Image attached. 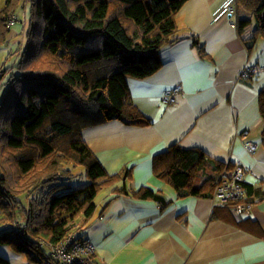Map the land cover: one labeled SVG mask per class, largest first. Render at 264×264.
Instances as JSON below:
<instances>
[{
  "label": "trees",
  "instance_id": "obj_1",
  "mask_svg": "<svg viewBox=\"0 0 264 264\" xmlns=\"http://www.w3.org/2000/svg\"><path fill=\"white\" fill-rule=\"evenodd\" d=\"M188 1L4 0L0 251L45 264L50 245L62 242L77 221L95 215L102 192L129 179V170L107 172L83 132L112 121L151 123L133 103L128 79L144 80L161 69L160 51L176 41V18ZM20 10H26V26L11 45L9 23L16 17L18 24ZM236 11L239 32L253 28L245 39L252 51L264 42V0H237ZM201 53L206 56L204 49ZM258 105L264 126V88ZM226 165L173 145L156 159L155 174L179 197H212ZM80 176L87 183L74 187ZM244 187L249 201L261 197L252 186ZM150 194L137 192L144 198ZM0 264L10 263L0 254Z\"/></svg>",
  "mask_w": 264,
  "mask_h": 264
},
{
  "label": "crops",
  "instance_id": "obj_2",
  "mask_svg": "<svg viewBox=\"0 0 264 264\" xmlns=\"http://www.w3.org/2000/svg\"><path fill=\"white\" fill-rule=\"evenodd\" d=\"M229 1H188L176 18V41L160 51L161 69L144 80L128 79L131 99L150 124L112 121L83 132L109 174L130 172L129 179L102 192L90 220L80 221V235L95 246L96 264H264V203L237 216L212 197H179L155 174L156 159L179 145L242 167L247 185L262 195L258 97L264 73L250 80L241 74L264 67V42L249 51L245 39L253 28L241 34L239 18L231 24L224 13ZM3 5L0 0V9ZM16 26L8 36L11 45L24 29ZM178 86L182 93L176 102H163L164 93ZM246 143L257 150L249 151ZM143 190L151 194L138 196ZM0 254L10 264H31L7 250Z\"/></svg>",
  "mask_w": 264,
  "mask_h": 264
},
{
  "label": "built area",
  "instance_id": "obj_3",
  "mask_svg": "<svg viewBox=\"0 0 264 264\" xmlns=\"http://www.w3.org/2000/svg\"><path fill=\"white\" fill-rule=\"evenodd\" d=\"M237 0H230L226 5L224 13L228 16L231 24L234 25L236 18ZM17 18L14 17L9 27L16 24ZM264 73V67L259 65L245 69L241 74V79L250 80L253 76ZM182 93L180 86L166 91L162 97L165 103H175L177 97ZM249 151L255 152L256 145L246 143ZM246 171L235 165L233 169L227 163L222 172L221 182L215 188L212 199L213 202L220 206L229 207L237 216H247L260 203H264V185H262V195L255 200H248V192L244 185H247ZM79 223L74 224V228L67 237L57 245H50L51 253L46 258L45 264H96L94 260L95 246L90 239L78 234ZM46 245V243H44Z\"/></svg>",
  "mask_w": 264,
  "mask_h": 264
},
{
  "label": "rangeland",
  "instance_id": "obj_4",
  "mask_svg": "<svg viewBox=\"0 0 264 264\" xmlns=\"http://www.w3.org/2000/svg\"><path fill=\"white\" fill-rule=\"evenodd\" d=\"M245 13L240 10V18L244 17ZM19 18L20 20L18 21V24L16 26V29H19L20 31H22L23 27L25 26V13L23 12V10L19 11ZM5 57V52H3V50L0 52V61H2ZM79 170L84 171V169L79 168ZM87 183V180L85 178V176H80L79 180L76 179L75 182H73V186L74 187H80V186H84V184ZM255 200V199H254ZM3 215H0V219L3 218ZM6 225H10V223H7Z\"/></svg>",
  "mask_w": 264,
  "mask_h": 264
}]
</instances>
